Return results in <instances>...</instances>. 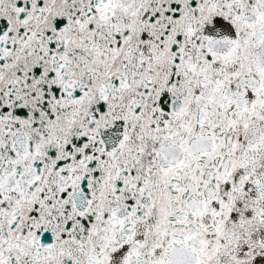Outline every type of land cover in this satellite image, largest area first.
Masks as SVG:
<instances>
[{
	"label": "snow or ice",
	"instance_id": "1",
	"mask_svg": "<svg viewBox=\"0 0 264 264\" xmlns=\"http://www.w3.org/2000/svg\"><path fill=\"white\" fill-rule=\"evenodd\" d=\"M0 264H264V0H0Z\"/></svg>",
	"mask_w": 264,
	"mask_h": 264
}]
</instances>
